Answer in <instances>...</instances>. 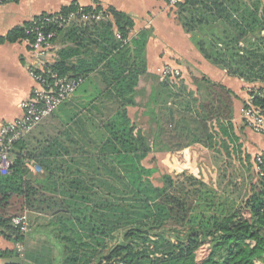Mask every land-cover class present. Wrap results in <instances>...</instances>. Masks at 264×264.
Wrapping results in <instances>:
<instances>
[{
  "label": "trees",
  "instance_id": "16d2710c",
  "mask_svg": "<svg viewBox=\"0 0 264 264\" xmlns=\"http://www.w3.org/2000/svg\"><path fill=\"white\" fill-rule=\"evenodd\" d=\"M174 9L203 58L251 84L252 104L264 113L262 0H185ZM72 13L76 18L69 25L45 29L56 33L57 57L48 68L61 77L98 80L99 91L90 100L98 146L85 148L73 137L74 128L31 149L26 140L17 143L11 173L0 176V236L14 243L30 234L44 237L50 254L42 262L33 257L34 264L264 261V158L259 165L256 157L246 156L251 179L236 190H219L188 172L156 177L157 169L144 165L152 153L176 154L195 146L241 152L233 91L207 77L193 79L195 90L150 77L151 31L132 36L134 21L114 9L73 4L59 15ZM48 16L54 17L35 16L5 40L35 43L31 28ZM147 75L155 82L144 104L146 129L129 110L141 106L138 98L145 91L138 87ZM25 214L36 217L29 219L28 233L12 223ZM9 257L11 251L0 250V259Z\"/></svg>",
  "mask_w": 264,
  "mask_h": 264
},
{
  "label": "crops",
  "instance_id": "0c3cea01",
  "mask_svg": "<svg viewBox=\"0 0 264 264\" xmlns=\"http://www.w3.org/2000/svg\"><path fill=\"white\" fill-rule=\"evenodd\" d=\"M262 2L264 4V0ZM73 4L80 8L100 7L103 11L114 9L130 16L135 25L132 36L143 30L152 33L146 52L147 72L150 77H160V70L167 65L180 70L181 80L207 77L233 91L234 124L239 113L242 122L244 121V105L239 107V103L248 102L250 96L247 88L249 89L251 84L228 76L225 71L203 58L191 42L190 35L178 21L176 10L168 4V0H18L15 3L0 5V127L22 116V105L30 98L36 86L29 72L36 62L32 44L28 41L11 43L5 38L14 28L23 26L35 16L59 14L62 8ZM56 55L55 49L48 60H55ZM148 75L141 77L139 91L147 90V87H142V81L148 80ZM148 88L150 90V87ZM95 91H99L98 80L91 76L84 80L71 100L63 104L31 134L34 138L29 135L26 141L33 144V147H38L40 143L57 136L65 129L74 128L73 137L85 148L93 150L100 135L98 122L92 121L94 116L90 111L93 106L90 100L96 94ZM244 133L254 140V150L257 154L264 152V133H256L250 127ZM257 142H261L262 148H259ZM27 216L30 220L36 218ZM49 247L44 237L39 234H30L20 243L8 241L0 236V250L13 253V257L0 259V264L12 260L34 264L33 257L42 262V256L50 254L45 251V248Z\"/></svg>",
  "mask_w": 264,
  "mask_h": 264
},
{
  "label": "built area",
  "instance_id": "2783aa9c",
  "mask_svg": "<svg viewBox=\"0 0 264 264\" xmlns=\"http://www.w3.org/2000/svg\"><path fill=\"white\" fill-rule=\"evenodd\" d=\"M18 0H0V5L15 3ZM185 0H168V4L176 7ZM76 18L72 13L67 17L54 14V17H45L40 26L31 28V32L36 33V40L32 49L36 55L35 65L30 69V75L34 79L36 86L30 98L22 105L23 114L19 119L9 122L0 127V176L11 173L13 167L12 149L14 146L26 140L46 119L51 117L63 104L73 98L76 91L83 84L84 80L61 77L51 70L48 60L55 50L53 39L55 31L45 32L49 25H57L59 28L69 25ZM87 19L85 15L81 17ZM93 19H100V16H93ZM31 21H34L33 19ZM160 77L170 82L181 79L179 69L167 65L160 70ZM248 107L243 110V120L245 124L256 133H264V113L252 104V97L247 102ZM264 153H258L256 161L259 165L263 163ZM37 171L40 167L35 166ZM15 227L22 233H28L29 218L27 214L15 217L12 220Z\"/></svg>",
  "mask_w": 264,
  "mask_h": 264
},
{
  "label": "rangeland",
  "instance_id": "374dc122",
  "mask_svg": "<svg viewBox=\"0 0 264 264\" xmlns=\"http://www.w3.org/2000/svg\"><path fill=\"white\" fill-rule=\"evenodd\" d=\"M153 82H155L154 79L142 81V87H147V91L142 92L143 95L141 94L138 98L141 106L131 110V116L144 128L146 127V129L149 127L148 117L144 115V104L147 101V93L150 91L148 87ZM173 83L177 84L179 88L184 83L188 90L196 89L193 85V79H179ZM247 91L250 90L247 88ZM243 105V102L240 101L239 107ZM235 123L236 133L240 137L243 145L241 152L227 151L221 147L216 151H211L201 146H195L176 154L152 153L144 161V165L148 168L157 169L159 174H156V177L166 173L175 175L188 172L204 179L207 183L219 190H236L237 185L242 187L243 184L249 183L251 179L252 173L248 171L251 162L248 161L246 156L250 155L252 161L258 154L254 150V140L244 133L248 127L244 121L242 122L240 113L237 115ZM26 143L28 148L31 149L33 147V144L29 143V141H26ZM257 143L259 148H262L263 145L261 142ZM257 263L264 264V261L259 260Z\"/></svg>",
  "mask_w": 264,
  "mask_h": 264
}]
</instances>
